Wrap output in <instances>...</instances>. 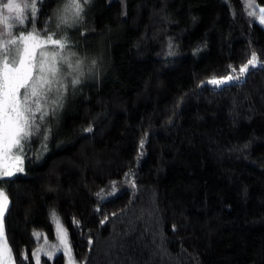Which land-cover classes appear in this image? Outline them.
Masks as SVG:
<instances>
[{
	"label": "trees",
	"instance_id": "obj_1",
	"mask_svg": "<svg viewBox=\"0 0 264 264\" xmlns=\"http://www.w3.org/2000/svg\"><path fill=\"white\" fill-rule=\"evenodd\" d=\"M61 1L39 0L26 29ZM83 9L58 32L92 70L46 119L44 151L32 143L23 171L0 178L14 264H37L42 238L58 245L53 213L79 264H264V65L201 84L252 51L264 61V27L243 0Z\"/></svg>",
	"mask_w": 264,
	"mask_h": 264
},
{
	"label": "snow or ice",
	"instance_id": "obj_2",
	"mask_svg": "<svg viewBox=\"0 0 264 264\" xmlns=\"http://www.w3.org/2000/svg\"><path fill=\"white\" fill-rule=\"evenodd\" d=\"M83 2L86 4L89 0ZM35 5L36 0H31V4L25 3L23 7L17 0L0 3V23L7 24L9 19H14L18 25H23L27 19L24 15L25 10L30 8V15L34 17L37 11ZM248 7L254 9L249 11L248 15L257 18L258 22L264 25V8L255 5L254 0L248 4ZM4 9L10 15L6 16ZM83 10L81 0H66L63 9L54 11V15L59 17L57 27L59 28L61 24L71 26L78 22L82 19ZM13 13L15 16H11ZM7 35L11 36V31ZM45 35L47 39L40 40L32 32H28L26 36L21 33L19 38L0 42V55L3 56L0 59V178L10 177L16 171H23L20 165L23 161L25 143L39 131L40 124L49 111L54 112L61 106L68 85L75 87L83 76L82 62L79 59L75 61L72 59L75 54L64 55L69 47L67 37L56 39L53 38L55 34L45 33ZM49 44L53 46L50 54L43 50ZM17 45L19 47H16ZM171 47L172 45L169 44V48ZM38 49L41 50L39 60ZM92 63L95 64V61ZM259 65H264V61L252 51L246 63L239 66L238 71L233 65H228L227 75L219 77L213 75L201 81V84L221 87L239 80L251 68ZM44 139L46 140L47 137L45 136ZM143 144L142 139L140 146L143 147ZM14 151L19 152L20 155L13 156ZM125 175L130 176L131 172ZM132 183L134 185L135 182ZM6 208L7 196L3 190H0V264H4L6 254H11L12 251L8 246L3 223ZM53 217L59 219L55 213ZM74 223L78 224L79 221L74 220ZM89 243L91 244V241ZM24 258L27 259V256L25 255Z\"/></svg>",
	"mask_w": 264,
	"mask_h": 264
},
{
	"label": "rangeland",
	"instance_id": "obj_3",
	"mask_svg": "<svg viewBox=\"0 0 264 264\" xmlns=\"http://www.w3.org/2000/svg\"><path fill=\"white\" fill-rule=\"evenodd\" d=\"M38 1L39 0H36V5H35L36 8H37ZM6 2H7V0H0V3H6ZM17 2L21 5V7H23V5L25 3L31 4V0H17ZM243 2H244L246 10L248 12L254 10V9L248 7V4L251 3L252 0H243ZM65 3H66V0H62L60 6L57 9H63ZM81 3L83 4V7H84L85 4H84L83 0H81ZM254 3H255V1H254ZM255 5H257L260 8H264V5H258L257 3H255ZM3 12L6 16L10 15L6 9H4ZM30 13H31L30 8L25 10L24 15H25V17H27V19H25V22L23 25H18L14 19H9L7 24L0 23V42H7L8 40H10L12 38H19L21 33H24V35L26 36L28 32H32L33 35L37 36V38L40 40L47 39V36L45 35V33L55 34L53 38L62 39V37H60L61 34H59L58 31H62L64 28L69 27L68 25L61 24L58 28L57 25L59 24V17L54 16L52 23L49 22V24L42 30H37V29H34L33 27H29L28 29H26V24H27L28 20H32V19H30V18H32ZM11 16H15V13L11 14ZM74 24H72V25H74ZM262 26L264 27V25H262ZM9 31H11V33H12L11 36L7 35V33ZM68 45H69L68 50L65 51L64 55H68L69 53H74L75 55L72 57L73 61L79 59L82 62V70H83V76L81 77V80H82L92 70V64L89 61H87L85 58L81 57L70 46L69 42H68ZM9 47H13V46L9 45ZM16 47H19V45H17ZM52 49H53V46L49 44L43 50L50 54ZM40 51H41L40 49L37 50V59L38 60L40 58L39 57ZM2 58H3V56L0 55V59H2ZM70 79H71V77L68 78V80H70ZM71 88H73V86H71V84H69L67 91ZM63 99H64V96H63ZM62 102H63V100H62ZM56 110L54 112L49 111V113L45 117L44 121L40 124L39 131L36 132L31 137V139L25 143V147H24V151H23V161H22V164L20 165V167L23 168L24 155L26 153L27 148H29L32 145V143L35 144L37 154L42 153L44 151V149L46 147L47 139H48L49 129H50L47 127L46 119L48 118V116L53 115L56 112ZM45 136L47 137L46 140L44 139ZM12 155L13 156L20 155V153L14 151L12 153ZM17 172H20V171H16L15 173H17ZM7 204H8V199H7ZM54 225L56 228L58 245L54 246V248H52V249H48V247H46L47 243H46L45 238H42L41 242L39 244V247L37 248V250L35 252V258H36L37 264H40L38 259H39V256L41 254H45L47 257L52 259L57 251H61L63 253V256H64V263L63 264H79L71 254L69 242L67 240V235H66L64 228L61 226V224L58 220H55ZM8 246H9V244H8ZM4 264H14L12 252H11V254H6Z\"/></svg>",
	"mask_w": 264,
	"mask_h": 264
}]
</instances>
